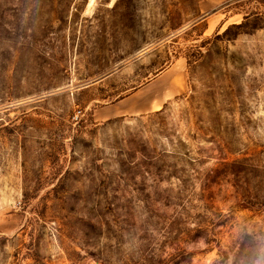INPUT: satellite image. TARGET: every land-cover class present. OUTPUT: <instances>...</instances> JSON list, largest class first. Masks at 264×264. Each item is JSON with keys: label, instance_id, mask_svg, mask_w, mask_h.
<instances>
[{"label": "rangeland", "instance_id": "374dc122", "mask_svg": "<svg viewBox=\"0 0 264 264\" xmlns=\"http://www.w3.org/2000/svg\"><path fill=\"white\" fill-rule=\"evenodd\" d=\"M0 264H264V0H0Z\"/></svg>", "mask_w": 264, "mask_h": 264}, {"label": "crops", "instance_id": "0c3cea01", "mask_svg": "<svg viewBox=\"0 0 264 264\" xmlns=\"http://www.w3.org/2000/svg\"><path fill=\"white\" fill-rule=\"evenodd\" d=\"M174 72L173 67H169L114 102H106L100 108H95L94 119L107 120L116 116L155 110L177 92L181 79L173 76Z\"/></svg>", "mask_w": 264, "mask_h": 264}]
</instances>
